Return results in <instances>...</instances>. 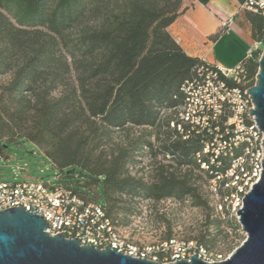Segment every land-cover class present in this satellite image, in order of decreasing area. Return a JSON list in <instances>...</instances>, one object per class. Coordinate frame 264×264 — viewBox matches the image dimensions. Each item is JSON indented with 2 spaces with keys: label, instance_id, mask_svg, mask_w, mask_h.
Listing matches in <instances>:
<instances>
[{
  "label": "trees",
  "instance_id": "1",
  "mask_svg": "<svg viewBox=\"0 0 264 264\" xmlns=\"http://www.w3.org/2000/svg\"><path fill=\"white\" fill-rule=\"evenodd\" d=\"M183 1L0 0V76H8L0 84L1 159L11 144L29 141L42 148L63 177H75L89 190L102 185L101 204L115 224L112 214L117 203L125 202L123 196L190 197L196 205L206 204L190 170L177 169H203L204 164L209 178L226 176L246 142L213 157L203 147L214 132L170 125L178 122L184 102L182 84L206 65L168 31ZM246 17L251 39L264 41V17L252 12ZM260 52L243 60L248 87L255 82ZM166 110L173 117L162 115ZM144 126L158 128L156 139L163 135L159 150L170 156L176 171L160 169L149 180L131 174L129 164L136 162L142 145L156 155L153 143L141 138L122 144L115 135Z\"/></svg>",
  "mask_w": 264,
  "mask_h": 264
},
{
  "label": "rangeland",
  "instance_id": "2",
  "mask_svg": "<svg viewBox=\"0 0 264 264\" xmlns=\"http://www.w3.org/2000/svg\"><path fill=\"white\" fill-rule=\"evenodd\" d=\"M239 8V6H238ZM246 21L245 13H241L236 20V27L232 33L221 35L220 43L216 48V55L225 62V67H233L247 58V49L252 43L250 36L246 35L243 22ZM245 25H247L245 23ZM247 29L251 30L250 24ZM261 52L259 53V57ZM8 76H0V84L7 80ZM241 83L247 86V81ZM173 113L169 110L163 111L162 115ZM158 128L148 126L132 127L127 130H119L115 135V141L127 144L141 138L151 140L153 150L156 155L150 154V149L142 145L135 156L136 162L129 164L131 174L142 176L149 180L151 176L160 169L175 170L174 162L169 155L164 156L159 150L160 139H156L153 134ZM164 130V127L161 128ZM218 142H215L214 147ZM136 152V153H137ZM0 160V180L22 181L24 179H38L49 182H61L69 184L95 202L102 203V185L90 187L91 190L78 185L75 177H63L58 168L41 150L29 141L20 144L9 145L6 153H3ZM233 175L217 176L209 178L206 172V165L201 164V168L179 167L177 170L184 172L190 170L192 182L197 188L200 199L206 204L196 205L190 197L183 200L176 198H163L152 200L137 196L129 199L123 196L125 202L117 203L112 217L117 221L116 227L126 241L134 244L140 250L146 247L151 248V256L158 255L159 260H163L161 248L164 242L170 239L179 241H194L209 247V252L213 255L220 254L222 258H227L231 252L239 246L246 238V233L242 230L237 219L236 211L241 207L240 192H236L238 187L248 190L251 183L257 180V176H252L247 172L246 166L251 165L250 158L243 157L234 162ZM79 178V177H78ZM247 182V185L245 183ZM245 186V187H244ZM243 193V192H242ZM127 205L132 207L130 213H124L119 206ZM165 248L171 249L170 245Z\"/></svg>",
  "mask_w": 264,
  "mask_h": 264
},
{
  "label": "built area",
  "instance_id": "3",
  "mask_svg": "<svg viewBox=\"0 0 264 264\" xmlns=\"http://www.w3.org/2000/svg\"><path fill=\"white\" fill-rule=\"evenodd\" d=\"M239 10L264 17V0H244L239 4ZM231 22L232 18H229L223 22V26H229ZM263 43L264 41H253L247 49V58L260 49L262 53ZM242 80H246L243 61L233 67L213 66L208 63L200 66L196 75L182 84L184 102L177 110L178 122H171L170 125L176 126L179 131L182 130L181 123H185L191 128L214 132L213 139L203 147L205 153L214 152L213 157L227 146L246 142L243 153L235 162L243 157L250 158L252 163L246 166L247 172H251L252 176H257L258 179L264 155L263 133L249 114V109H252L254 104L250 94L246 92L249 87H245L241 83ZM230 81L233 84H230ZM222 117L225 119L223 131H220L219 121ZM215 142H218L216 147ZM233 167L227 170V174L235 173ZM248 190L244 191L243 187H238L236 192H240L243 199ZM13 206H20L30 213L41 215L49 226L47 230L52 234L61 233L66 237L76 238L83 244H92L99 248L110 246L131 256L161 262L188 260L194 254L206 261L225 259L220 254L213 255L203 245L194 241L177 242L170 239L164 242L161 248L163 260H159L158 255L151 256L152 247L140 250L127 242L116 224L106 216L101 203L81 196L61 182H44L38 179L0 180V209ZM167 245H170V250L165 248Z\"/></svg>",
  "mask_w": 264,
  "mask_h": 264
},
{
  "label": "water",
  "instance_id": "4",
  "mask_svg": "<svg viewBox=\"0 0 264 264\" xmlns=\"http://www.w3.org/2000/svg\"><path fill=\"white\" fill-rule=\"evenodd\" d=\"M258 63L255 82L246 92L254 104L249 114L263 133L264 153V43ZM236 213L246 238L224 260L206 261L194 254L188 260L161 262L52 234L41 215L13 206L0 209V264H264V155L260 176Z\"/></svg>",
  "mask_w": 264,
  "mask_h": 264
},
{
  "label": "crops",
  "instance_id": "5",
  "mask_svg": "<svg viewBox=\"0 0 264 264\" xmlns=\"http://www.w3.org/2000/svg\"><path fill=\"white\" fill-rule=\"evenodd\" d=\"M240 3L239 0H207L206 3L184 0L182 12L168 26V31L188 55L196 56L213 66L225 67V62L217 57L215 50L221 35L231 34L240 14L246 15L245 11L239 10ZM229 18H232L230 25L223 26V22ZM249 24L246 17L242 25L248 36L251 31L247 29Z\"/></svg>",
  "mask_w": 264,
  "mask_h": 264
}]
</instances>
